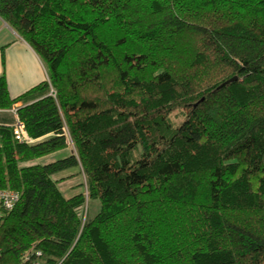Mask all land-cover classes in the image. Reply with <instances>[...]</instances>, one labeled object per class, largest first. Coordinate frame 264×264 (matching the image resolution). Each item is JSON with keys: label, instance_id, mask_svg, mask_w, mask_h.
<instances>
[{"label": "trees", "instance_id": "1", "mask_svg": "<svg viewBox=\"0 0 264 264\" xmlns=\"http://www.w3.org/2000/svg\"><path fill=\"white\" fill-rule=\"evenodd\" d=\"M0 17L48 75L17 98L0 77V111L41 94L0 122V189L20 194L0 264H264V0H0ZM73 168L87 196L60 191Z\"/></svg>", "mask_w": 264, "mask_h": 264}, {"label": "crops", "instance_id": "2", "mask_svg": "<svg viewBox=\"0 0 264 264\" xmlns=\"http://www.w3.org/2000/svg\"><path fill=\"white\" fill-rule=\"evenodd\" d=\"M1 76L6 77L8 90L12 98H17L26 93L27 89L31 86L38 85L48 80L46 68L36 52L0 17V77ZM40 95L41 94L29 95L24 100L17 103L13 108L18 109L23 105L30 104L41 98ZM12 109L0 112L3 115H7V118L13 120L17 115L12 113ZM67 154L69 153H65L64 150L35 162L46 164L60 157L62 158ZM83 177L79 168L69 169L54 175L55 180H60L58 186L66 198H72L75 195L83 193Z\"/></svg>", "mask_w": 264, "mask_h": 264}, {"label": "built area", "instance_id": "3", "mask_svg": "<svg viewBox=\"0 0 264 264\" xmlns=\"http://www.w3.org/2000/svg\"><path fill=\"white\" fill-rule=\"evenodd\" d=\"M55 97V92L51 90L50 93ZM12 113L17 115V109L13 108ZM16 138L20 141L25 137L24 125L17 122L14 126ZM20 199V194L15 191L0 189V223L4 215L12 211Z\"/></svg>", "mask_w": 264, "mask_h": 264}, {"label": "rangeland", "instance_id": "4", "mask_svg": "<svg viewBox=\"0 0 264 264\" xmlns=\"http://www.w3.org/2000/svg\"><path fill=\"white\" fill-rule=\"evenodd\" d=\"M36 85L31 86L29 89H27V91L31 90L32 87H34ZM185 115H186V112L183 109L177 108L171 113L170 119L173 121L174 124H179L180 122H182L184 120ZM0 122L10 123L11 120H9V118H7V115L0 114ZM67 152L69 153V152H71V150H67V151L65 150V153H67ZM83 179L85 180V183L82 184L84 186L83 193L87 196L88 195V190H87L88 187H87V183H86L87 182L86 181V177L84 176ZM87 205H88L87 210L88 211L90 210V213H89L90 215L96 214L98 212V210H99V207H100V204H99L98 201H94V202L91 201Z\"/></svg>", "mask_w": 264, "mask_h": 264}, {"label": "bare ground", "instance_id": "5", "mask_svg": "<svg viewBox=\"0 0 264 264\" xmlns=\"http://www.w3.org/2000/svg\"><path fill=\"white\" fill-rule=\"evenodd\" d=\"M85 183V180L83 179V182H82V184H84Z\"/></svg>", "mask_w": 264, "mask_h": 264}]
</instances>
